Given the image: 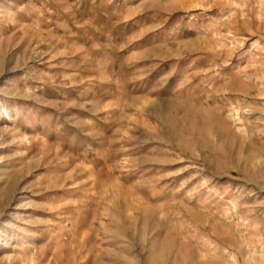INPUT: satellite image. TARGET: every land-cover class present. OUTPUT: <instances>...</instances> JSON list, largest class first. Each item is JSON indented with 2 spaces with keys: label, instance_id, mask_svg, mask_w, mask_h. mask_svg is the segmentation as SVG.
<instances>
[{
  "label": "rangeland",
  "instance_id": "rangeland-1",
  "mask_svg": "<svg viewBox=\"0 0 264 264\" xmlns=\"http://www.w3.org/2000/svg\"><path fill=\"white\" fill-rule=\"evenodd\" d=\"M0 264H264V0H0Z\"/></svg>",
  "mask_w": 264,
  "mask_h": 264
}]
</instances>
